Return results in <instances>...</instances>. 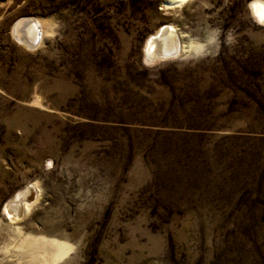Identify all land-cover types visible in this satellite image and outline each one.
Masks as SVG:
<instances>
[{"label":"rangeland","instance_id":"obj_1","mask_svg":"<svg viewBox=\"0 0 264 264\" xmlns=\"http://www.w3.org/2000/svg\"><path fill=\"white\" fill-rule=\"evenodd\" d=\"M165 1L0 0V264H264V0Z\"/></svg>","mask_w":264,"mask_h":264},{"label":"bare ground","instance_id":"obj_2","mask_svg":"<svg viewBox=\"0 0 264 264\" xmlns=\"http://www.w3.org/2000/svg\"><path fill=\"white\" fill-rule=\"evenodd\" d=\"M185 1L186 0H166L164 2V8L173 9L185 3ZM254 7L257 9L258 16L264 20V3H259V6L256 4ZM42 27L43 25L40 21L24 19L23 21L17 23L14 28V34L17 36L19 43L24 44L29 49H32L38 46L43 40V35L46 29ZM179 34L180 33H178L174 27L166 26L164 29L151 36L146 46L147 61L154 62L176 58L181 56V54H183L187 48L190 52L200 51L203 48L202 45L198 44L199 42L195 43L192 41L191 44L186 47V44L184 45L182 43ZM173 48L177 49V53L173 56H167L168 54H172L174 51ZM35 186L33 185L23 190L17 196V200L8 203L10 207L7 205L6 212L11 222H17L22 219L26 213L30 211L32 206L38 202L41 195ZM33 194H35V196ZM3 252H5V255H7L6 250L3 249ZM23 252V258L20 264H47L49 259L43 250V245L40 244V242L37 246H35L34 250L29 248ZM53 256L56 257V254ZM56 261L57 260L55 258V262ZM55 262L53 261L50 264H54Z\"/></svg>","mask_w":264,"mask_h":264},{"label":"water","instance_id":"obj_3","mask_svg":"<svg viewBox=\"0 0 264 264\" xmlns=\"http://www.w3.org/2000/svg\"><path fill=\"white\" fill-rule=\"evenodd\" d=\"M174 49V48H173ZM177 53V49L175 48L174 51L172 52V54H166L167 56H173ZM25 193V192H24ZM9 206V205H8ZM12 206V205H11ZM10 207V206H9Z\"/></svg>","mask_w":264,"mask_h":264}]
</instances>
